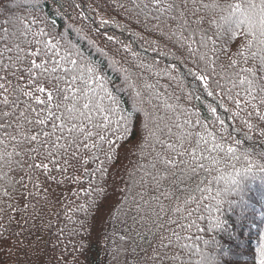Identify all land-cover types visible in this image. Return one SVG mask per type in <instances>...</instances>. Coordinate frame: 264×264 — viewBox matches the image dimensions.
<instances>
[{"label": "snow or ice", "instance_id": "snow-or-ice-1", "mask_svg": "<svg viewBox=\"0 0 264 264\" xmlns=\"http://www.w3.org/2000/svg\"><path fill=\"white\" fill-rule=\"evenodd\" d=\"M8 2L0 3L2 264H43L41 243L58 250L55 264H82L87 214L109 199L100 180L120 158L118 142L138 135L142 174H129L116 214L109 209L110 264H240L215 235L206 248L181 235L204 231L197 221L207 219L209 230L239 239L243 232L211 215L225 203L241 208L245 244L255 241L244 264H264V229L253 234L257 221L245 223L236 178L264 173V0ZM202 96L212 98L211 119L193 103ZM218 108L239 126L230 130ZM238 135L253 147L241 148ZM221 165L236 175L214 176ZM72 197L85 200L76 207L85 219L67 215ZM61 204L64 226L53 232L48 217L60 213L50 209Z\"/></svg>", "mask_w": 264, "mask_h": 264}, {"label": "trees", "instance_id": "trees-1", "mask_svg": "<svg viewBox=\"0 0 264 264\" xmlns=\"http://www.w3.org/2000/svg\"><path fill=\"white\" fill-rule=\"evenodd\" d=\"M3 0H0L2 3ZM21 2V0H9L8 3L4 4L5 8H14L16 3ZM51 3V0H49ZM3 12V9H0V13ZM11 15V13H7ZM17 15H27L26 11L21 8L16 12ZM113 15H115L113 13ZM2 18V17H0ZM110 32H116L119 34V29H109ZM127 35V34H125ZM122 39L124 37H121ZM191 79V78H189ZM212 98L202 96L200 101H193L196 104L198 110L201 112L202 116H208L211 119V116L206 111V104L211 102ZM217 115H219L222 119L225 120L226 125L229 126V129L238 127V122L234 121L231 117V114L226 112L224 108H218ZM238 139L244 140L243 135H238ZM139 141V135L135 137H130L128 142L125 144L124 141H119L118 144H123L124 147L119 150V160H113L108 162V171L110 175L101 178L100 182L103 180H107L108 184L105 186L108 191L107 195L109 199L107 201L103 200V196L98 198V203L103 202V207L100 209L99 213L93 209L87 214L86 220L88 225V231L84 232L82 229V242L84 243L87 251L85 256H81L80 260L82 264H110L111 257L108 255V251L115 247V243L113 242L114 237L111 236V232L113 231L112 222L109 216V209H112V215L116 214L117 201L122 200L123 197L120 195L121 191L125 188V185L129 187L132 186V179L130 178V173H133L137 176L142 174L136 171L137 166L141 163H144L140 157L139 151L136 148V144ZM254 145L253 141L244 140L241 148H252ZM258 146V143H257ZM101 160H104V156H100ZM264 162V161H262ZM114 165V166H113ZM246 167V165H244ZM241 164L237 163V168H240ZM221 172H213L214 176L223 175L226 179L231 176H235V172L230 167L225 165H221ZM264 176V173L255 172L254 174H241L236 177L242 184V187L246 193L247 203V211L248 218L245 223H250L251 220H256L257 223L251 224V231L254 234L258 229H264V224L259 223L262 219H264V180L261 177ZM93 183H96L97 180L95 177L92 178ZM115 181V185L113 184ZM84 186H87V178L84 179ZM225 181L221 180L219 184H214V187L223 188L225 187ZM75 190V189H73ZM214 194V193H213ZM67 195V193H65ZM83 196V193H81ZM231 198V197H230ZM73 203L69 204L67 208V215L72 217V220L85 219V213L77 212L76 207L77 204H83L85 202L84 199H77L75 197L70 198ZM67 203V202H64ZM215 205V201H208ZM59 212L60 218L57 221L56 217L49 216V219L53 221V229L55 232L56 227H63L65 220V208L63 204L59 205L56 209H50V212ZM254 213V215H253ZM209 215V214H205ZM212 216L219 215L222 219L226 218L228 221V227L231 229L234 235L243 232V236H240L239 239H229L228 235L224 232H219L218 230H209V220L197 221V224L200 228L204 229V231H197V228L193 227L187 232L181 233L182 236L191 237L195 239L197 245L201 248L211 247L203 245V240H211V238L215 235L218 240H220L226 249H231L233 255H231V259L233 261H239L240 264H244V261L248 260L250 257L247 254L248 249L254 245L255 241L253 240L251 245H246L245 241L249 236V230L247 227L241 228L239 227V219L241 215V208L238 205H234L233 208H229L227 203L221 205L220 212L211 213ZM95 217V219H93ZM214 222V221H211ZM49 238L48 234L44 235V239L47 240ZM202 238V239H201ZM185 242L191 243V240L186 239ZM68 243V241H65ZM72 244H77V240H72ZM58 255V250H53L51 248H45L43 243H41V254L40 260L43 264H47L49 260L52 261V264H55L56 257ZM196 259V257H194ZM23 260V257H21ZM2 264V261H0Z\"/></svg>", "mask_w": 264, "mask_h": 264}]
</instances>
